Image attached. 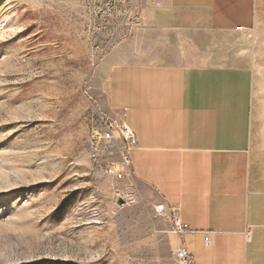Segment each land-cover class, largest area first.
Returning a JSON list of instances; mask_svg holds the SVG:
<instances>
[{"label":"rangeland","instance_id":"rangeland-1","mask_svg":"<svg viewBox=\"0 0 264 264\" xmlns=\"http://www.w3.org/2000/svg\"><path fill=\"white\" fill-rule=\"evenodd\" d=\"M117 7L0 0V264H182L176 211L136 179L129 143L104 138L124 121L105 59L133 32L116 30ZM248 39L264 150V17Z\"/></svg>","mask_w":264,"mask_h":264},{"label":"crops","instance_id":"crops-1","mask_svg":"<svg viewBox=\"0 0 264 264\" xmlns=\"http://www.w3.org/2000/svg\"><path fill=\"white\" fill-rule=\"evenodd\" d=\"M157 2L105 59L107 110L136 137L133 174L187 226L179 241L192 264H264V150L247 61L264 0Z\"/></svg>","mask_w":264,"mask_h":264},{"label":"built area","instance_id":"built-area-1","mask_svg":"<svg viewBox=\"0 0 264 264\" xmlns=\"http://www.w3.org/2000/svg\"><path fill=\"white\" fill-rule=\"evenodd\" d=\"M111 0V4L113 8L117 7L116 15L119 17V21L115 22L116 30L119 32L126 33L128 31H132L135 27H137L140 23V14L142 13V9L144 5L147 4H158L157 0ZM104 11V10H102ZM115 13V11H114ZM106 27V24L103 25ZM242 26H238L237 29H241ZM107 119V130L104 133V138L108 141H111L117 135L122 136L127 143L133 148L136 145V137L131 128L124 121H120L119 124L117 121L113 119ZM124 122V123H123ZM102 170L108 173L115 174L118 177H123V173L116 171L115 167L111 165H101ZM176 232L183 233L187 230V226L180 220L179 215L176 214ZM205 241L209 244L210 237L206 236ZM178 259L182 264H192V255L189 250L185 246H180L177 251Z\"/></svg>","mask_w":264,"mask_h":264},{"label":"water","instance_id":"water-1","mask_svg":"<svg viewBox=\"0 0 264 264\" xmlns=\"http://www.w3.org/2000/svg\"><path fill=\"white\" fill-rule=\"evenodd\" d=\"M125 202L124 199H120V203L123 204Z\"/></svg>","mask_w":264,"mask_h":264}]
</instances>
